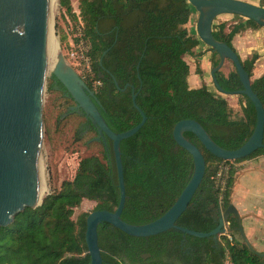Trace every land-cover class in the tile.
<instances>
[{
  "label": "trees",
  "instance_id": "16d2710c",
  "mask_svg": "<svg viewBox=\"0 0 264 264\" xmlns=\"http://www.w3.org/2000/svg\"><path fill=\"white\" fill-rule=\"evenodd\" d=\"M58 3L66 16L77 18L70 0ZM259 6L264 8V0H259ZM78 9V23L88 46L86 55L90 64V72L83 81L93 91L107 126L115 133H123L140 122V115L132 106L133 94L136 105L146 116L140 130L119 146L126 193L121 219L131 225H144L161 217L174 204L193 173L192 157L173 139L175 124L193 120L216 145L235 150L252 135L256 112L243 95H237L239 113L234 116L226 98L212 94L205 83L190 88L186 58L196 59L202 53L195 51L200 40L186 28L192 14L186 0H79ZM233 17L240 21L226 24L216 18L212 24L214 39L232 50L236 35L247 29H261L250 19ZM207 51L211 54V68H215L219 56L211 48ZM257 59L258 55L252 54L240 61L264 109V73L253 78ZM231 65L227 74L222 70L215 72L218 86L226 96L242 90ZM196 73L202 75L199 64ZM95 81L101 85L93 89ZM47 91L59 92L64 101L73 102L54 77ZM86 125L90 133L98 136L90 120H86ZM183 136L201 151L205 172L176 226L210 232L231 204L237 172L234 164L264 156V149L241 160L223 161L206 151L193 134L184 132ZM101 144V157L80 159L71 180L63 181L58 190L47 194L40 206L25 208L13 217L11 224L0 227V264H89L84 239L89 213L74 220V209L83 200H89L96 203L93 211L113 212L119 199L112 143L105 137V144ZM221 164L229 167L218 179ZM228 221L232 240L226 235L196 238L178 229L138 238L102 223L97 229L102 262L264 264V258L252 254L240 237H233L238 233L232 215Z\"/></svg>",
  "mask_w": 264,
  "mask_h": 264
},
{
  "label": "water",
  "instance_id": "95a60500",
  "mask_svg": "<svg viewBox=\"0 0 264 264\" xmlns=\"http://www.w3.org/2000/svg\"><path fill=\"white\" fill-rule=\"evenodd\" d=\"M198 13L197 38L219 56V64L212 68L213 84L222 93L215 79L224 60H229L239 77L242 90L234 95H243L253 104L256 124L252 135L239 148L225 150L216 145L206 131L193 120H181L173 128V139L187 151L193 160V173L174 204L158 219L144 224L131 225L121 219L125 204V186L121 163L120 143L135 135L146 122L144 112L132 106L140 115V122L123 133H115L107 126L100 112L93 91L72 70L66 69L63 58L57 57L54 78L68 92L88 120L92 122L99 137L109 139L114 155L119 199L115 211L95 210L85 220V245L89 264H103L98 246V226L111 225L122 233L138 238H147L178 229L196 238H216L230 233L229 216L236 222V230L247 249L264 258L249 242L238 210L230 204L222 213L218 225L210 232H196L176 226V221L188 208L205 172L201 151L184 138L183 133L193 134L206 151L223 161L244 159L259 149H264V109L252 91L250 79L240 58L225 43L212 36L213 21L222 15H236L250 19L264 28V8L242 0H186ZM49 4L50 0H0V227L11 224L13 217L25 208H36L51 190V174L43 137L42 107L46 85V69L49 54ZM113 78V77H112ZM118 88L117 82L113 78ZM40 200V202H39Z\"/></svg>",
  "mask_w": 264,
  "mask_h": 264
},
{
  "label": "rangeland",
  "instance_id": "374dc122",
  "mask_svg": "<svg viewBox=\"0 0 264 264\" xmlns=\"http://www.w3.org/2000/svg\"><path fill=\"white\" fill-rule=\"evenodd\" d=\"M246 1L259 6V0ZM70 2L73 10L72 12L74 14L75 11L79 12V0H70ZM191 9L192 14L187 28L190 33L197 36L196 22L198 13L193 7H191ZM217 20L218 22H225L226 24L240 21V19L234 18L233 15H222L217 17ZM49 21L50 30L52 31H50L49 38L54 42L55 47L57 46V57L61 56L63 58L64 66L67 70H72L84 80L87 75V70L86 64L82 58H85L88 46L84 38L82 40L79 38L80 31L81 34H83V32L77 18L72 19L66 16L64 10L59 6L58 0H56L49 11ZM62 37H65V39L62 40ZM69 41L72 42L73 46ZM200 43L203 44L201 41ZM205 47L208 48L207 46ZM72 53H74L73 56L71 55ZM52 59L53 58L48 54L46 85H48L54 77L53 72L56 62ZM186 61L190 62L192 65L194 64L189 58H186ZM196 65H198V63H196ZM220 70H222L224 74L231 71L232 65L230 61L224 60ZM228 100V104L234 116L238 115V106L235 99L228 98ZM86 120L88 119L85 113L81 109L75 107L74 101H64L62 94L59 92L47 91V88H45L43 94L42 122L47 163L51 174V190L49 193L58 190L63 181L71 180L74 177L80 159L91 155L101 157L103 153L101 142L105 144V139L90 133L86 125ZM228 167L227 164H221L219 169L225 172L224 169L226 170ZM45 196H43V198ZM251 199H253V197L249 193L246 195L242 188H238L234 194V207L237 209V207H240L244 203L249 205L248 209L245 207L247 210L257 211V206L260 205L261 209H259V211L262 210L264 214V201ZM95 206V202L83 200L80 206L74 209L73 219L76 220L77 217L83 213L92 212ZM233 237L239 239V235L234 234ZM248 240L256 251L264 252L263 218L257 221L256 224L254 223L253 233H251L250 239L248 238ZM225 264H229V262H225Z\"/></svg>",
  "mask_w": 264,
  "mask_h": 264
},
{
  "label": "crops",
  "instance_id": "0c3cea01",
  "mask_svg": "<svg viewBox=\"0 0 264 264\" xmlns=\"http://www.w3.org/2000/svg\"><path fill=\"white\" fill-rule=\"evenodd\" d=\"M242 1L247 2L246 0ZM187 27L188 24L186 25V28ZM232 46L240 60H246L250 58L252 54L258 55V59L254 64L253 78H259L264 73V28L256 30L247 29L243 31L233 38ZM195 51L201 52L202 56L197 57L196 59L187 57L194 63L192 65L187 61L189 65L188 84L190 88H198L202 83H205L207 89L215 96L226 98L227 101H229L228 98H234L237 104V95L226 96L216 90L210 76L211 54L207 51V48L200 43ZM196 63L199 64L202 72L201 76L196 73ZM234 165L237 168V172L231 195V204L234 206V194L238 188H242L246 195L249 193L253 197L251 200L264 201V156L255 157ZM245 207L248 209L249 205L243 203V205L237 207V210L241 216L244 232L247 234V238L250 239V235L253 233L254 223L256 224V222L262 220V218L264 220V214L262 213V210L259 211V209H261L260 205L257 206V211L247 210Z\"/></svg>",
  "mask_w": 264,
  "mask_h": 264
},
{
  "label": "built area",
  "instance_id": "2783aa9c",
  "mask_svg": "<svg viewBox=\"0 0 264 264\" xmlns=\"http://www.w3.org/2000/svg\"><path fill=\"white\" fill-rule=\"evenodd\" d=\"M75 14H76L77 19H78V22H79V18H78L79 12H78V11H77V12L75 11ZM79 38H80V40L83 39V34H81V31H80V34H79ZM69 43L73 46V44H72L71 41H69ZM87 51H88V47H87L86 53H87ZM71 55L73 56L74 53H72ZM82 59H83V61H84L85 64H86V70H87V73H89V72H90L89 58H88V56L86 55L85 58H82ZM86 76H87V75H86ZM100 85H101L100 82H96V81H95V82L92 83L93 89H96V88L99 87ZM227 169H228V168H227ZM227 169H226V170L224 169V171L226 172ZM223 173H224V172H222L221 169H218V172H217V174H216V178L220 179ZM226 236H227V238H228L229 240H232V238H231V236L229 235V233H226Z\"/></svg>",
  "mask_w": 264,
  "mask_h": 264
},
{
  "label": "bare ground",
  "instance_id": "6f19581e",
  "mask_svg": "<svg viewBox=\"0 0 264 264\" xmlns=\"http://www.w3.org/2000/svg\"><path fill=\"white\" fill-rule=\"evenodd\" d=\"M56 0H50V4H49V10L52 8V5H54ZM50 28H49V32H50ZM52 32V31H51ZM52 35V34H51ZM50 36V33H49ZM53 39V38H52ZM57 46L55 47L54 42L50 40L49 38V55L53 58L52 60H54V62H57ZM56 54V55H55ZM43 197H40L39 199L41 200ZM39 200V202H40Z\"/></svg>",
  "mask_w": 264,
  "mask_h": 264
}]
</instances>
